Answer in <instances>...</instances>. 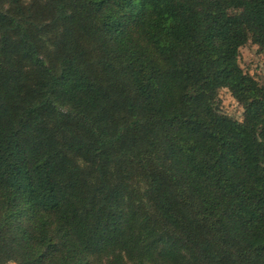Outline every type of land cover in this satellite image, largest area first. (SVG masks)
<instances>
[{"label": "trees", "instance_id": "16d2710c", "mask_svg": "<svg viewBox=\"0 0 264 264\" xmlns=\"http://www.w3.org/2000/svg\"><path fill=\"white\" fill-rule=\"evenodd\" d=\"M248 39L264 0H0V264H264Z\"/></svg>", "mask_w": 264, "mask_h": 264}, {"label": "rangeland", "instance_id": "374dc122", "mask_svg": "<svg viewBox=\"0 0 264 264\" xmlns=\"http://www.w3.org/2000/svg\"><path fill=\"white\" fill-rule=\"evenodd\" d=\"M25 2L28 3L30 1ZM134 36L142 42L140 39L141 36L135 33ZM237 62L244 72L251 75L260 86L264 87V47L248 39L247 42L238 49ZM213 104L220 114L238 121L243 120V106L233 97L226 87H220L216 90ZM6 264L13 263L8 262Z\"/></svg>", "mask_w": 264, "mask_h": 264}]
</instances>
